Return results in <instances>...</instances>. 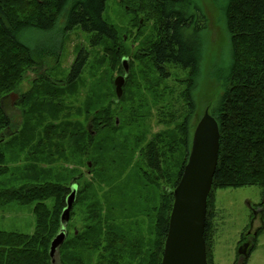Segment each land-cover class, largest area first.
<instances>
[{
	"label": "trees",
	"instance_id": "obj_1",
	"mask_svg": "<svg viewBox=\"0 0 264 264\" xmlns=\"http://www.w3.org/2000/svg\"><path fill=\"white\" fill-rule=\"evenodd\" d=\"M124 1L134 13L133 19L152 22L153 33L138 53L139 59L149 60L153 80L144 72L110 107L94 110L95 102H90L86 110L89 130L81 123L76 128L74 123L63 122V142L74 140L77 155L88 160L87 173L73 175L70 184L37 177L33 182L0 186V206L35 203L36 219L31 234L0 230V264H53L50 247L61 231V214L72 184L77 185L78 193L60 247V264H161L174 189L205 107L220 131L205 231L209 264L213 190L264 189V0H227L223 20L231 63L215 102H207L203 108L196 89L204 71L207 17L198 6H191V0ZM106 7L107 0H0V133L12 123L3 106L5 98L40 60L59 58L57 50L67 33L80 29L88 35L91 48L109 43L105 48L108 64L121 69L118 29L105 19ZM32 32L60 33L58 49L33 46L25 38ZM89 60L90 52L81 47L63 84V102L47 89L45 97L51 102L46 106L56 103L55 117L68 106L66 96L71 89L66 88L80 79ZM175 70L187 72L178 86L164 81ZM156 78L165 84H155ZM43 80L54 86L51 80ZM118 104L122 109H117ZM152 119L163 127L154 134L148 132ZM58 126L46 128L51 142L55 133L61 134ZM32 132L35 128H28L29 137H23L28 144ZM39 134L42 146L46 134ZM10 170L6 153L0 149V178ZM86 174L91 176L86 179ZM145 219L150 224L148 233Z\"/></svg>",
	"mask_w": 264,
	"mask_h": 264
},
{
	"label": "rangeland",
	"instance_id": "obj_2",
	"mask_svg": "<svg viewBox=\"0 0 264 264\" xmlns=\"http://www.w3.org/2000/svg\"><path fill=\"white\" fill-rule=\"evenodd\" d=\"M226 2L227 0H191V6H198L207 17V29L204 33L207 45L204 71L201 84L196 89L201 108L207 102L211 101L212 104L215 102L225 70L231 63L230 39L223 20ZM130 9L124 0H107L104 13L105 19L118 29V45L123 52L120 59L121 69H115L108 64L105 48L109 43L91 48L88 35L78 28L64 36L60 50H57V38L60 33L57 35L55 32L49 34L32 32L25 35L33 46L53 48L60 51V55L58 59L40 60L37 66L25 72L19 88L12 92L17 95L15 99L11 98L12 93H10L3 101L4 109L12 123L7 130L0 133V149L6 153L11 170L0 178V186L7 187L16 183L19 185L25 181L33 182L37 177L41 180L70 184L73 175L80 171L84 174L88 172V160L77 155L74 140L63 142V122L74 123L76 128L84 124L89 130V118L86 114L88 104L95 102L93 103L96 105L95 110L105 106L110 107L109 104L112 101L118 102L115 85L118 76H125L123 92L127 91L131 82L130 88L134 86L144 72L147 73V79L153 80L154 73L150 68L149 60L139 59L138 53L141 44L151 37L153 25L152 22L145 23L142 18L139 21L133 19L134 13ZM81 47L90 52L89 63L75 85L72 88H66L71 89L66 96L68 106L62 107L55 117L54 111L57 113L58 110L55 107L56 103L46 106L51 101L45 97V93L47 89H50L51 94L60 95L63 102L65 87L63 84ZM125 57L128 58L129 64L127 74L122 66V60ZM42 76L51 80L54 86L46 85ZM186 77L187 72L175 70L171 78L164 81L178 86ZM159 81L161 80L156 78L154 83ZM164 84L165 82L161 81L160 85ZM178 89L179 87L176 88ZM25 96L31 97L25 99ZM47 97L50 98L48 95ZM42 100L44 103H41ZM121 105L118 104L117 109H122ZM51 107L53 108L49 111ZM208 108H204L203 114ZM119 121L117 118V123ZM54 124H60L58 127H61V134L55 133L51 142L46 128ZM27 127L35 128V132L31 133L32 142L29 144L25 142L26 137H29ZM162 128L152 119L148 132L154 134ZM24 130L26 132L21 133ZM42 131V135L46 134L44 138L46 140L42 146H39L41 141L39 133ZM59 136L62 140L58 139ZM45 144L47 148L43 150ZM90 176L91 174H86V179ZM49 203H51L50 200ZM34 205L35 203L20 205L14 202L0 206V230L33 233L36 223ZM210 205L212 206L210 209H213V216L210 218L208 250L210 263L239 264L240 247L248 240H252L249 257L243 264H264V189L259 186L214 189ZM149 226V222L146 224L145 219L144 230L147 233Z\"/></svg>",
	"mask_w": 264,
	"mask_h": 264
},
{
	"label": "water",
	"instance_id": "obj_3",
	"mask_svg": "<svg viewBox=\"0 0 264 264\" xmlns=\"http://www.w3.org/2000/svg\"><path fill=\"white\" fill-rule=\"evenodd\" d=\"M122 66L127 74L128 58H123ZM124 84L125 76H118L115 80L118 99L123 95ZM16 96V93L11 94L12 99ZM219 151V125L209 109H206L194 129L187 163L174 189V203L161 264H209L205 231L208 198L213 187ZM77 193V185L72 184L61 214V231L50 247L53 264H60V247L67 237L66 227ZM248 248V243L240 247L239 264L247 256Z\"/></svg>",
	"mask_w": 264,
	"mask_h": 264
},
{
	"label": "flooded vegetation",
	"instance_id": "obj_4",
	"mask_svg": "<svg viewBox=\"0 0 264 264\" xmlns=\"http://www.w3.org/2000/svg\"><path fill=\"white\" fill-rule=\"evenodd\" d=\"M257 233H255V235H256ZM248 244H249V248H248V252H247V256L245 257V259H244V261L241 263V264H243L245 261H246V259H247V257H249V249L251 248V246H252V240H248V242H247Z\"/></svg>",
	"mask_w": 264,
	"mask_h": 264
},
{
	"label": "bare ground",
	"instance_id": "obj_5",
	"mask_svg": "<svg viewBox=\"0 0 264 264\" xmlns=\"http://www.w3.org/2000/svg\"><path fill=\"white\" fill-rule=\"evenodd\" d=\"M29 36V35H28ZM152 57V56H151ZM202 66V65H201ZM16 89V88H15ZM128 142V141H127ZM111 164V163H110ZM124 164V163H123ZM107 169V168H106Z\"/></svg>",
	"mask_w": 264,
	"mask_h": 264
}]
</instances>
